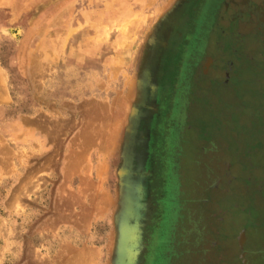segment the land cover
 <instances>
[{
    "label": "rangeland",
    "instance_id": "374dc122",
    "mask_svg": "<svg viewBox=\"0 0 264 264\" xmlns=\"http://www.w3.org/2000/svg\"><path fill=\"white\" fill-rule=\"evenodd\" d=\"M177 2L116 3L88 31L0 0V264H114L130 121ZM170 27L140 264H264V0H191Z\"/></svg>",
    "mask_w": 264,
    "mask_h": 264
},
{
    "label": "water",
    "instance_id": "95a60500",
    "mask_svg": "<svg viewBox=\"0 0 264 264\" xmlns=\"http://www.w3.org/2000/svg\"><path fill=\"white\" fill-rule=\"evenodd\" d=\"M191 0H178L158 25V39L153 42L147 56L140 82V95L134 114L131 117L125 155V166L122 170L123 204L118 221V239L114 264H140L144 248V222L147 220V208L144 198L148 187L151 170L148 162L151 155V125L158 114V103L154 92L156 78L152 75L151 64L156 61L159 46H167L170 34V23L176 18ZM157 37V36H156ZM143 131H139L140 127Z\"/></svg>",
    "mask_w": 264,
    "mask_h": 264
},
{
    "label": "crops",
    "instance_id": "0c3cea01",
    "mask_svg": "<svg viewBox=\"0 0 264 264\" xmlns=\"http://www.w3.org/2000/svg\"><path fill=\"white\" fill-rule=\"evenodd\" d=\"M154 1L159 0H146L147 3ZM139 2H144V0H40L39 15L35 16L36 14L33 13L32 17L28 18H32L30 20L32 27L39 23L38 30H103L104 26L101 25L100 20L103 19L106 22L107 19H111L108 12L114 10L116 3L120 5V10L123 11L122 5L125 3V9L129 6L135 9L133 4ZM77 60L85 61V59L79 58ZM46 129L49 133L45 132V129L41 132L35 127H30L28 137L31 151H33L35 143L39 142L43 146L46 144L45 140L49 143L53 140L49 125ZM37 137L39 139H36Z\"/></svg>",
    "mask_w": 264,
    "mask_h": 264
}]
</instances>
